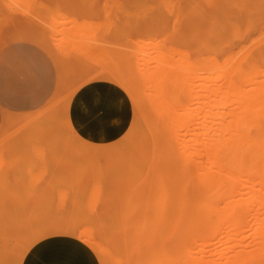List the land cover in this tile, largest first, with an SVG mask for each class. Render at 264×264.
<instances>
[{
  "label": "rangeland",
  "instance_id": "rangeland-1",
  "mask_svg": "<svg viewBox=\"0 0 264 264\" xmlns=\"http://www.w3.org/2000/svg\"><path fill=\"white\" fill-rule=\"evenodd\" d=\"M22 1L0 0V264H56V260L60 262L70 253L81 255L91 264H134V262L146 264V258L149 261L148 264H152L150 261L152 259L149 258L151 257L150 252L156 255L155 264L161 261L163 264H188L189 262L197 264L200 261L202 264H239L241 259H245L244 264H264V182L248 181L238 185L189 184L185 175V163H183L187 156H181V161L178 158L179 155L177 156L178 152L183 151L182 147L187 149L184 145L188 143L187 135L191 132L188 123L186 124L189 121L186 120L180 125L177 122L174 123V111L180 110L179 106L186 105L182 102L187 101L186 99L190 98L189 95L191 96V92L187 96L182 91L197 92V96L192 93L193 97L191 96L189 100H196L201 104H204L203 100H205L208 106L211 99L215 103L222 99V102L231 100L228 102L241 104L240 100L243 101L244 96L247 98L251 96V93L249 96L246 93H249L248 90L253 87L252 90L256 91L253 90L255 95L253 93L252 96L256 98L254 100L251 97L253 100L249 102L250 104L252 101L256 104L259 102L260 99L256 102L259 98L256 96V88H263L264 85V12L258 8L262 0ZM254 1L259 4L253 5ZM21 2L24 7H20ZM250 8L254 12L249 11ZM68 18L74 27L77 26L74 30L78 28L77 24L87 20L79 25L85 28L89 24L90 32L86 28L87 32L82 30L79 26L80 30L77 29L79 32L73 30L74 34L73 31L71 32L73 25L69 24ZM54 21H58L59 24L61 22V27H64L59 28V25L56 27L58 23ZM91 21L100 22V24L96 23L98 25L95 27L96 25ZM68 27H71L70 31ZM61 33H63L62 37ZM74 35L78 36H75L77 44L78 40H86L83 43L84 46L79 42L82 48L79 45L78 47L75 41H71L70 38ZM67 38L70 40L68 41ZM91 38L94 39L93 42ZM146 39L148 40L147 45L145 44ZM148 43L151 45L149 46ZM152 44L156 46L153 47ZM105 46L108 49L104 48ZM136 46L140 48L137 50ZM157 46L161 47V50ZM168 46L171 48L168 49ZM165 52L169 55L171 53L173 57L170 58L171 56H167ZM160 53L169 58L167 62L171 60L174 72L171 71L173 67L169 70L172 74L165 71L169 68V64L164 69L154 63L157 59H162L163 56L161 57ZM87 55H91L93 61ZM127 55L130 56L127 57ZM138 55L141 61H137L141 63L144 62L142 57L145 59L146 56L148 58L150 56L149 63L147 62L146 65L151 68L137 63ZM152 55L155 58L158 57L154 62L153 57L151 60ZM121 57L124 59L121 60ZM108 58L110 60L107 61H110L111 65L105 61ZM103 60L106 62L105 66ZM100 63L104 70L99 65ZM175 63L176 65L177 63L185 64L179 65L181 67L177 66L181 72L175 70ZM155 65L157 67H154ZM185 66L192 67L189 71V68H186L189 75L183 68ZM139 67L142 68V72L143 67H145L144 71L149 69L148 71L152 73L149 72V78L146 73H140L141 68L139 70ZM160 69L161 72H159ZM164 72L168 73L169 78L174 75L173 73L178 72V76L175 73L177 78L172 76L169 80L177 79L175 80L178 82L177 86L179 83L182 85V87L178 86V89L173 86L174 84L170 86L173 91L177 89L175 91L177 94L180 93L182 99L180 103L182 105L176 103L177 109L174 108L176 109L174 113H172L173 109H170V106L172 108V105L174 107L176 105L170 102L173 94L166 92L170 97L168 99L167 95H164L166 90L164 92L161 90L162 93H159L163 96H159L157 90L161 88L157 82H151L152 79L158 81L160 80L158 78H163ZM146 75L149 80L150 76H154L148 85L147 82H143L145 79L148 81L147 78L142 81V77ZM248 79L250 82L247 81ZM182 80L184 82H181ZM103 81L118 91L121 99L126 103L127 112L122 123V132L118 137L107 143H95L84 139L77 131V125L75 126L74 123L78 122L81 125V118L75 111L70 113L69 108L73 105L71 101L86 93L92 84L91 95L98 96L100 92L94 103L111 105L109 112L112 113L114 102H111L112 99H107L110 93ZM150 82L157 88V90L155 88L156 91L154 90L155 93L149 90V87L154 89ZM141 83L148 87L146 85L144 87ZM183 83L184 86L190 84L189 89L187 85L185 89ZM181 88L182 91H180ZM231 89L238 93L236 91L233 93ZM148 90L154 96L150 95ZM97 91L98 93H94ZM110 92L113 93V91ZM263 93L264 89L259 94ZM155 96L158 98L157 101L162 99V102H158L163 105H158L156 98L152 99ZM148 97L151 98V103L156 101L153 103L157 109H161H158L159 112L154 109L155 113L152 106L149 107L151 104L149 105L150 101H147ZM163 99L169 101L168 109L166 108L167 102H163ZM244 99V102L249 103V99ZM206 100H210L208 104ZM225 101L227 106L228 102ZM260 102L263 105V101L260 100ZM210 103L214 106L212 102ZM236 104L225 112L229 111L227 113L229 117L221 116V122L232 120L230 115L240 109L237 108L240 104L238 106ZM206 105L204 106L207 107ZM226 106L220 104L212 113L218 117L215 111L223 109L221 114H224V110L229 105ZM201 107L204 111L205 107L202 105ZM196 109L200 110L197 106ZM196 109L194 106V111L199 112ZM206 109L208 110V107ZM162 110L166 111L165 117L161 116ZM178 110V113H182ZM202 111L197 115L204 116L205 113ZM250 111L252 112L251 109ZM192 112L193 110L190 113ZM209 112H206L208 119L211 117ZM195 113L192 114L193 116L186 115L193 119ZM212 113L211 115L215 116ZM240 113L241 110L238 111V116ZM263 113L256 117L254 115L257 112L253 113L254 115L250 114L256 118L253 121H260L257 123L264 126ZM169 115H174V121ZM168 116L170 119L166 118ZM177 116L179 115L175 117ZM238 116L235 114L232 118ZM76 117L78 120L74 121ZM162 117L168 119V123L170 121L174 123L173 125L172 122L170 123L172 125L170 133L165 120L166 125H164L168 128L167 133L169 134L165 133L167 128L162 126L164 121L161 124ZM71 120L72 125L69 123ZM219 122H216L217 127ZM235 122L239 124V121ZM243 123L244 127L241 125L240 128H244L242 132H248L252 130L251 128L258 126L254 122L251 126L249 121L247 128V122ZM189 124L191 128L198 126V124L193 126V122ZM238 124L237 130L239 129ZM196 128L192 129L197 131ZM176 132L177 137L180 134L178 132L183 135L185 132L186 137L182 134L179 136L181 140L178 137L181 142L182 137L188 139L186 141L183 138L185 143L184 145L183 142L181 143L182 147L178 144L179 148L176 146L179 140H175L177 137L174 139L172 135ZM36 149L42 153H36ZM187 153L185 152L184 155ZM42 169L43 174L40 172ZM167 169L170 172H167ZM31 173L32 176L29 177ZM28 178H31L29 184L27 183ZM35 180L37 181L32 184ZM93 183L95 189L98 187L96 191L92 189ZM153 187H155L154 190L159 189L158 193L163 192L162 195L159 193L160 196L158 194L156 196V192L152 193ZM89 189L94 190L93 192L98 191L95 196L96 200L93 198L94 193H92L93 196L88 194L91 191ZM59 191L64 193V197L61 195L62 204L60 194L58 195ZM151 193L156 198L152 197ZM88 196L93 198L92 201ZM86 199L90 200L88 204L95 201L94 208H91L90 212L88 208L92 203L86 204ZM155 199L156 201L158 199L157 205ZM151 205L155 209L149 210ZM174 206L176 211H174ZM166 207L168 210L172 207L173 213L171 211L167 215ZM148 210L151 212L149 216ZM142 214H145V219ZM165 215L172 218L173 222H170L171 219L168 220V217L166 222L170 225L162 231L159 227L160 223L166 220ZM165 226L163 222V227ZM87 227H89V234L85 233ZM140 229L145 231L141 232ZM139 237L143 244H147L143 245ZM141 250L148 254L146 258H144L145 254L142 256L143 251ZM181 250L186 251L183 252L186 255L185 258L190 260L182 258L184 254ZM170 253L174 255L172 258ZM164 254V259L159 261L158 259H161ZM235 259L237 261L234 262Z\"/></svg>",
  "mask_w": 264,
  "mask_h": 264
},
{
  "label": "bare ground",
  "instance_id": "bare-ground-1",
  "mask_svg": "<svg viewBox=\"0 0 264 264\" xmlns=\"http://www.w3.org/2000/svg\"><path fill=\"white\" fill-rule=\"evenodd\" d=\"M20 1V0H19ZM22 1V0H21ZM29 1V0H28ZM23 2V1H22ZM21 2V3H22ZM30 2V1H29ZM116 2V1H115ZM257 2V1H256ZM255 1H254V3L255 4H253V5H256V4H259L258 2L256 3ZM260 2V1H259ZM28 2H26V4H27ZM25 4V5H26ZM253 5H251V6H253ZM21 6H23L24 7V4L22 3V5H20V7ZM258 6V5H257ZM26 7H28V5H26ZM257 7H255V9H256ZM258 8H259V10H261V11H263L264 12V0H262V2L259 4V6H258ZM26 9H28V8H26ZM32 9V8H31ZM18 10V9H17ZM251 10V8L249 9V11ZM258 9H256V11H257ZM19 11V10H18ZM23 11H24V8H23ZM252 11V10H251ZM252 12H254V11H252ZM256 13V12H255ZM260 13V12H259ZM258 14V13H257ZM31 16V15H30ZM52 17V16H51ZM61 17V16H60ZM59 17V18H60ZM58 18V19H59ZM64 19V18H63ZM67 20V19H66ZM80 20H82V19H80ZM80 20L78 21V22H80ZM63 21H65V20H63ZM68 21L70 22L69 24H72L71 23V21H70V19L68 18ZM84 21H87V20H84ZM84 21H81L83 24H84ZM52 22V21H51ZM55 23H58V21L56 22V21H54ZM80 22V23H81ZM106 22V21H105ZM54 23V24H55ZM64 23V22H63ZM79 23V24H80ZM91 23L93 24H95L96 25V23H98V22H92L91 21ZM45 24V23H44ZM54 24H52L51 26L52 27H54ZM64 24H66V22L64 23ZM79 24H77L78 25V28H79V30H80V27H82L81 25H79ZM87 23H85V25H86ZM98 24H100V22L98 23ZM97 24V25H98ZM106 24V23H105ZM107 24H108V22H107ZM56 25V24H55ZM59 25V28L61 27V22H60V24L58 23L57 25H56V27ZM73 25V27H72V30H71V32L74 30V28H76L77 26H75L74 27V24H72ZM97 25L95 26V27H97ZM67 26H69V25H67ZM80 26V27H79ZM88 26H89V24H88ZM88 26L86 25V29H88V31L90 32V26H89V28H88ZM91 26H93L94 27V25H91ZM107 26V25H106ZM62 27H64V26H62ZM61 27V28H62ZM84 27V26H83ZM82 27V30L84 29V30H86L85 28H83ZM69 28V31H70V28L71 27H68ZM77 28V29H78ZM52 29V28H51ZM58 29V28H57ZM64 29H66V28H64ZM77 29H75L76 31H77ZM97 29V28H96ZM53 30V29H52ZM60 30V29H59ZM63 30V29H62ZM67 30V29H66ZM74 30V31H75ZM65 31V30H64ZM73 31V32H74ZM94 31H95V29H94ZM77 32H79V31H77ZM76 32V33H77ZM80 32H83L84 33V31H80ZM86 32H87V30H86ZM91 32H92V29H91ZM54 33H56L55 31H54ZM57 34H59V33H57ZM63 33H61V37L63 36L62 35ZM71 34V33H70ZM74 34H75V32H74ZM79 34V33H78ZM87 34V33H86ZM88 34H90V33H88ZM54 35V34H53ZM56 35V34H55ZM66 35V34H65ZM71 35H73V33L71 34ZM92 35V34H91ZM66 36H69V35H66ZM78 37L77 35H74L73 36V38L71 37L70 39H72L71 41H75L76 43L75 44H77V39H76V37ZM79 36H81V35H79ZM90 36V35H89ZM51 37V36H50ZM58 37H60V36H58ZM75 37V38H74ZM85 37V36H84ZM87 37V36H86ZM52 38V37H51ZM89 38V37H88ZM59 39V38H58ZM61 39V38H60ZM68 39V41L70 40L69 38H67ZM67 39H64V40H66L67 41ZM74 39V40H73ZM91 39H93V38H91ZM157 39V38H156ZM57 39H55V41H56ZM80 40H82V39H80ZM84 41H86L85 39H83ZM144 40V39H143ZM154 40H155V38H154ZM157 40H159V39H157ZM84 41H79L78 40V44H77V46L79 45L80 47H81V45L79 44V42H81L82 43V45H83V43H85ZM88 41H90V40H88ZM94 41V39L91 41V42H93ZM140 41V40H139ZM138 41V42H139ZM142 41V40H141ZM57 42V41H56ZM56 42H55V44H56ZM65 42V41H64ZM95 42H96V40H95ZM98 42H99V40H98ZM101 42V41H100ZM146 42H148V40L146 39V41H145V44H146ZM151 42H152V40H151ZM156 42V41H155ZM59 43V42H58ZM61 43V42H60ZM63 43V42H62ZM104 43V42H103ZM159 43V42H158ZM158 43H157V45H158ZM67 44H69V42L67 43ZM71 44V43H70ZM106 44H108V43H106ZM136 44H138V43H136ZM141 44V43H140ZM142 44H143V42H142ZM141 44V45H142ZM60 45H62V44H60ZM63 45H64V43H63ZM93 45V44H92ZM98 45H100L99 43H98ZM147 45V44H146ZM145 45V46H146ZM148 45H149V43H148ZM151 45V44H150ZM149 45V46H150ZM153 45V44H152ZM155 45V44H154ZM154 45H153V47H154ZM76 46V45H75ZM76 46V47H77ZM78 46V47H79ZM84 46V45H83ZM138 46V45H137ZM136 46V47H137ZM143 46H144V44H143ZM143 46H141V49H143L144 50V47ZM156 46V45H155ZM57 48H58V46H56ZM71 47V46H70ZM143 47V48H142ZM152 47V48H153ZM157 47H159V46H157ZM61 48V47H60ZM63 48H65V47H63ZM66 48H67V46H66ZM82 48V47H81ZM94 48H96V47H94ZM104 48H107L106 46L104 47ZM138 48H140V46L139 47H137V50H138ZM165 47H163V49H164ZM171 48V47H170ZM169 48V46H168V49H170ZM73 49V48H72ZM108 49V48H107ZM155 49V48H154ZM159 49L161 50V47H159ZM158 49V50H159ZM168 49L166 48V51L168 52ZM84 50V49H83ZM86 50V49H85ZM102 50V49H101ZM112 50V49H111ZM140 50V49H139ZM157 50V49H156ZM155 50V51H156ZM174 50V49H173ZM172 50V51H173ZM59 51V50H58ZM60 51H61V49H60ZM66 51V50H65ZM80 51V50H79ZM93 51H95V50H93ZM99 51V50H98ZM98 51H96V52H98ZM110 51V50H109ZM126 51V50H125ZM142 51V50H141ZM172 51H170V52H172ZM81 52V51H80ZM91 52V51H90ZM95 52V53H96ZM103 52V51H102ZM108 52V51H107ZM110 52H112V51H110ZM123 52H124V50H123ZM158 52V51H157ZM156 52V53H157ZM175 52V51H174ZM177 52H179V50L177 51ZM81 53H83V52H81ZM92 53H94V52H92ZM135 53H137V52H135ZM139 53V52H138ZM142 53V52H141ZM153 53V52H152ZM155 53V52H154ZM159 53V52H158ZM157 53V54H158ZM163 53V52H162ZM162 53H160L161 55V57H162V59L160 58V59H157V58H155V56L153 57V55L151 56V60H152V57L154 58V60H153V62L157 59V61L156 62H154L155 64H159L160 65V67L161 68H167L168 67V64L170 65L169 66V68H167L165 71H168V72H170V70H171V68L170 67H173V65H172V63L169 61V62H167V60L169 59L168 57V59L164 56V55H162ZM88 54V53H87ZM99 54H100V52H99ZM104 54V53H103ZM124 54V53H123ZM131 54V53H130ZM143 54H145V52H143ZM142 54V55H143ZM164 54V53H163ZM165 54H168V53H166L165 52ZM178 55H179V53H177ZM180 54H182V53H180ZM96 55V54H95ZM101 55V54H100ZM172 54L170 53V55L168 54L167 56H171ZM175 55V54H174ZM83 56H85V55H83ZM89 58H91V60L93 59L92 58V56L90 55H87ZM86 56V57H87ZM121 56H122V54H121ZM128 56H130V55H127V57ZM146 56V55H145ZM177 56V55H176ZM176 56H175V58H176ZM87 57V58H88ZM93 57H94V55H93ZM102 57H104V55H102ZM118 58H119V56H117ZM125 57H126V55H125ZM138 57H139V59H136V61L137 60H140L141 61V59H140V56L138 55ZM147 57V56H146ZM145 57V59H147ZM166 59H165V58ZM173 56H171L170 58H172ZM187 57V56H186ZM185 57V58H186ZM94 58H97L96 56L94 57ZM178 58V57H177ZM121 60L122 59H124V57H121L120 58ZM120 59L118 60V59H116V60H118V61H120ZM145 59H143V57H142V60L144 61L143 63H141L140 61L138 62L137 61V63H139V64H145L144 66H148V65H146V64H148L149 62V60H150V56H149V58L147 59V61H146V63H145ZM188 59V58H187ZM97 59H95V61H96ZM107 60H110L109 58L108 59H105V61H107ZM158 60H159V62H158ZM173 60V59H172ZM180 60V59H179ZM185 60V59H184ZM184 60H183V62H184ZM93 61V60H92ZM100 61H102V60H100ZM188 61H189V59H188ZM188 61H186V63H190V62H188ZM103 62H104V60H103ZM110 62V61H109ZM108 61H107V63L108 64H110L111 65V62L109 63ZM148 62V63H147ZM181 62V61H180ZM113 63V62H112ZM151 63V62H150ZM171 63V64H170ZM185 63V62H184ZM104 64V66L106 65V62H104L103 63ZM139 64H137V65H139ZM178 65H176V63L174 64L176 67L178 66V67H181V66H183V65H185V64H179V63H177ZM99 65H101V63L99 64ZM136 65V64H135ZM152 65H153V63H152ZM151 65V66H152ZM179 65H181V66H179ZM141 66V65H140ZM187 66V65H186ZM183 67V68H185V70H186V68L188 69L189 67ZM188 66H189V64H188ZM114 67V66H113ZM142 67V66H141ZM141 67H139L138 69L140 70V68ZM149 67V66H148ZM147 67V68H148ZM154 67H157L156 65L154 66ZM159 67V66H158ZM176 67H175V70L177 71V70H179L178 69V67H177V69H176ZM251 67H252V65H251ZM101 68H102V70H104L103 68L104 67H102V65H101ZM100 68V69H101ZM109 68L111 69V66H109ZM128 68V67H127ZM149 68H151V67H149ZM190 68H192L191 66H190ZM190 68L188 69V71L190 70ZM99 69V70H100ZM108 69V68H107ZM143 69L145 70V67H143ZM163 69V70H164ZM170 69V70H169ZM109 70V69H108ZM108 70H106V72L108 71ZM143 70V72H142V68H141V74H143V73H146L147 75H148V78H149V72L150 71H148L147 69H146V71H144ZM151 70V69H150ZM153 71L155 70V69H152ZM239 70V69H238ZM157 71V70H156ZM171 71H173L174 72V67L172 68V70ZM234 71V70H233ZM232 71V72H233ZM98 72V71H97ZM96 72V73H97ZM111 72H113V71H111ZM110 72V73H111ZM148 72V73H147ZM158 72V71H157ZM159 72H161V69L159 70ZM178 72H181L180 70L178 71ZM178 72H175V73H177V76H178ZM185 71L183 70V73H184ZM186 72H187V70H186ZM190 72H192V71H190ZM246 72V71H245ZM151 73V72H150ZM154 73V72H153ZM175 73H173L174 75H172L173 77H176L175 76ZM183 73H182V75H183ZM189 72H187V74H188ZM152 74V73H151ZM150 74V75H151ZM156 74V73H155ZM154 74V75H155ZM163 74H165V72L163 73ZM170 74H172L171 72H170ZM185 74V73H184ZM190 74V73H189ZM188 74V75H189ZM112 76L114 75V74H111ZM147 75H146V77H142V81L145 79V78H147ZM160 76H161V74H159ZM167 75V77H165ZM181 75V74H180ZM241 75V74H240ZM246 75V74H245ZM152 76V75H151ZM150 76V78L152 79L153 77H151ZM156 76V75H155ZM165 76H163V78H158V79H160V80H158V81H156V80H154V79H152V81L151 82H154L155 81V83L157 82V84H158V86L161 88H159L158 86V89H160V90H157V88H156V86H154V84H152L151 82V84L150 85H152V86H154V89H151V87H149L150 89L149 90H155V88H156V90H157V92L159 93H162V91L164 92L165 90V92H164V95L166 94L167 95V98L169 99L170 97L168 96V92L171 94H173V97L172 98H170V99H172V101H170V102H172V104H180L181 103V101H182V99H181V95H180V93L179 94H177L176 93V91H177V89H178V86L179 87H182V85L179 83L178 84V86H177V84L176 83H178L177 81L175 82V80H177V79H175L174 81L173 80H171L173 83H170L171 81L169 80V79H171L172 78V76H171V78H169L170 76L168 75V73H166L165 74ZM169 76V77H168ZM187 76V75H186ZM244 76V75H243ZM115 77V76H114ZM141 77V76H140ZM158 77V76H157ZM156 77V78H157ZM169 81H167L165 78ZM116 78V77H115ZM147 78V79H148ZM177 78V77H176ZM186 78V77H185ZM246 78V77H245ZM150 79V80H151ZM163 79H164V81L165 82H167L166 84H165V82L163 81ZM247 79V78H246ZM251 80H252V78H250ZM149 79H148V81L145 79L143 82H147V85L149 84L148 82L150 81ZM186 80V79H185ZM230 81V80H229ZM233 81V80H232ZM247 81H249V79L247 80ZM142 82V83H143ZM160 82H162V83H160ZM164 82V83H163ZM181 82H184L183 80L181 81ZM250 82V81H249ZM103 83H104V85L109 89V92L108 93H110V96H108L107 97V99H109V100H111V102L113 103L114 102V104L112 105L113 106V110H112V113H110L109 112V110L111 109V105H105V103L104 104H102V103H99L98 105L97 104H93L92 105V108H91V110L89 111L88 110V108H86V105H84V103H85V101L88 99V97L89 96H91V94H92V84H90V87H89V90H87L86 91V93H84V94H82V95H80L79 96V98H76V99H74V100H72L71 101V104H73L72 105V107H70L69 109L71 110L70 111V113L72 112V111H75L76 113H77V115H79L80 116V120H81V125L80 126H86V127H88L89 129H90V131H92V133L97 137V139L98 140H103V139H107V138H110V137H113L114 136V134L115 135H120L121 134V132H122V129H123V127H122V123H123V121L125 120V115H126V112H127V106H126V103L121 99V96L119 95V93H118V91L113 87V86H111L109 83H107V82H104L103 81ZM141 83V85H143ZM170 83V84H169ZM230 83V82H229ZM234 83V82H233ZM247 83V82H246ZM156 84V85H157ZM162 84V85H161ZM174 84V85H173ZM186 84V83H185ZM231 84V83H230ZM229 84V85H230ZM251 84V83H250ZM144 85H146V84H144ZM143 85V86H144ZM146 85V87H148ZM171 85H173V86H175L177 89H174V91L172 90V88L170 87ZM181 85V86H180ZM187 85V84H186ZM185 85V86H186ZM190 84H188L187 85V87H188V89H189V86ZM252 85V84H251ZM183 86H184V83H183ZM184 86V87H185ZM246 86V85H245ZM248 86V85H247ZM250 86V85H249ZM253 86V85H252ZM252 86H250V87H252ZM145 87V86H144ZM164 87V88H163ZM168 87V88H167ZM187 87H185V89L187 88ZM259 87H261V86H259ZM153 88V87H152ZM164 90H163V89ZM227 88V87H226ZM229 88V87H228ZM233 88V87H232ZM253 88V87H252ZM252 88H250V90H248V91H250L249 93H246V94H248V96H249V94L251 93V96L249 97V98H247V97H245L244 95H242V96H244V98H246L247 100H248V102L249 101H251V100H253L251 97H253L252 95H253V93H254V91H256L255 89H253L252 90ZM255 88V87H254ZM262 88V87H261ZM261 88H256L257 89V94H256V96H258L259 98H257L256 100V102H258V99H260V100H262L263 101V105H262V102H260V100H259V102L261 103V105H260V103L258 102L257 104L255 103V101H252L251 102V104H250V102L249 103H246V102H244L245 101V99L243 98V101H241L240 100V102H241V104L240 103H238V104H240L239 106H238V104H236V103H229L228 101H230L231 102V100H228V101H225V102H228V105L230 106H226L225 104L226 103H224V101L222 102V99L220 100L221 101V103H220V101L219 100H217V102L215 103V102H213L214 100L213 99H211V101L210 100H208V101H210V102H212V105H214V106H211L210 104V102H209V104H208V101L206 100V102H207V104H208V106L206 105V103H205V100H203V103L204 104H201V103H198L196 100H189L190 98H191V96L193 97V95H192V93L193 94H195L196 96H197V92H192V90H187V93H185V91H182L183 89L181 88V90L180 91H182V92H184V94H189L190 92H191V96L189 95V97L190 98H187L186 100L187 101H183L182 102V104H184V103H186V105L184 104V106H179L178 108H180V110H178L177 109V104L175 105V107H174V105H172V108H171V106H170V109L172 110V113H174L175 114V116L176 115H179V116H177V117H175L174 115V118H173V116L172 115H169L171 118H172V120L174 121V123L175 122H177V124H182V123H184V122H186V120L187 121H189V122H186V124L187 125H189V128H190V130H189V128L188 127H186V128H188V130L189 131H191V132H189L190 134H188L187 136H188V139H189V141H188V143H186L185 145H184V141H183V138L184 137H186V136H184L185 135V132H183L184 133V135L181 133L182 132V129L180 128V130H181V132H178V133H180V134H182L184 137H182V142H183V145L185 146V147H187V149H188V151H187V149L185 150L184 149V147H182L183 145L181 144L182 142L180 141L181 140V138L179 137V136H182V135H178V137L180 138V140H179V138L176 136L177 135V132L176 133H173L172 135H173V138L174 137H177V139H175V140H179V142H177V144H176V146H178V144H180L179 146L180 147H182L181 148V150H183V151H180V149H178V151H180V152H178L177 153V156L179 155V160H180V158H181V156L182 157H186L187 156V158H186V160L184 159V161L185 162H183V163H185V175H186V179H187V182L189 183V184H193V183H200V184H206V185H211V184H235V185H238V184H242V183H244V182H248V181H258V182H264V126H262V125H260L259 123H257V122H260V121H253V120H255L256 118V116H258V114H260V113H263V111H264V109H262V108H264V93L262 94V95H260L259 93H262V90L264 89V85H263V88H262V90H261ZM94 89V88H93ZM143 89H145V90H147L148 88H143ZM167 89H168V91H167ZM171 89V90H170ZM184 89V90H185ZM234 89H238V88H234ZM245 89V88H244ZM258 89H260V91L258 90ZM138 90V89H137ZM142 90V89H141ZM148 90V91H149ZM155 90V91H156ZM162 90V91H161ZM176 90V91H175ZM94 91H96V90H94ZM110 91H113V93H111ZM155 91L153 92V93H155ZM209 91V90H208ZM227 91V90H226ZM231 91H232V89H231ZM234 91H236V90H233L232 92L233 93H235ZM245 91V90H244ZM143 92H144V90H143ZM150 92V91H149ZM167 92V93H166ZM182 92H181V94H182ZM209 92H211V91H209ZM228 92H230V91H228ZM237 93H238V91H236ZM243 92V91H242ZM241 92V93H242ZM94 93H98V91L97 92H94ZM100 93V92H99ZM99 93H98V96L97 97H99ZM144 93H146V92H144ZM160 93H159V96H163V95H160ZM174 93H176L177 95H179V97L175 94L174 95ZM197 93V94H196ZM183 94V95H184ZM228 94V93H227ZM240 94V93H239ZM245 94V95H246ZM95 95V94H94ZM145 95H147V94H145ZM150 95H152L151 94V92H150ZM156 95V94H155ZM254 95H255V93H254ZM261 97H260V96ZM149 96V95H148ZM152 96H154V95H152ZM151 96V97H152ZM185 96V95H184ZM188 96V95H187ZM205 96V95H204ZM233 96V95H232ZM236 96H240V95H237L236 94ZM150 97V96H149ZM149 97L147 98L148 100V102L151 100V98L149 99ZM195 97V96H194ZM200 97V96H199ZM202 97V96H201ZM154 98H156V101H157V96H155V97H153L152 99H154ZM196 98H198V97H196ZM196 98H194V99H196ZM225 98V97H224ZM233 98H234V96H233ZM254 98V100H255V98L256 97H253ZM262 98V99H261ZM96 99V98H95ZM99 99V98H98ZM106 99V100H107ZM159 99H161V98H159ZM193 99V98H192ZM209 99V98H208ZM217 98H215V100H216ZM226 99V98H225ZM232 99V98H231ZM236 99V98H235ZM162 100V99H161ZM161 100H158L159 102L161 101ZM164 100V99H163ZM189 100V101H188ZM197 100H199V98L197 99ZM201 100V99H200ZM237 100V99H236ZM238 100H239V98H238ZM246 100V101H247ZM98 101V100H97ZM108 101V100H107ZM137 101V100H136ZM152 101V100H151ZM151 101L149 102V107H151L152 106V110L153 111H155V110H157L158 111V109H160V108H158L157 109V107L154 105V103L156 102H152L151 103ZM157 101V102H158ZM193 101V102H192ZM219 101V102H218ZM110 102V101H109ZM158 102V105H163V104H161V103H159ZM162 102V101H161ZM163 102H167V106H166V108L167 107H169L168 106V102L169 101H166V99L163 101ZM192 102V103H191ZM195 102V103H194ZM197 102V103H196ZM201 102V101H200ZM233 102V101H232ZM236 102V101H235ZM243 102V103H242ZM223 103V104H222ZM110 104V103H109ZM182 104H180V105H182ZM224 105V106H226L225 108V110H224V114H221V113H223L222 111H223V109H222V111L219 109L218 111H215V112H217L218 113V117L216 116V114L215 113H212V111H214V110H216L217 109V106H219V105ZM234 104H236L238 107L237 108H240V109H237L238 111H240L241 110V113L239 114V116H238V111L236 110V109H234V110H236V112H234L233 114L235 115V114H237V118H232L234 115L233 114H231V113H229V115H230V119H232V120H230V121H228V122H221L220 120L222 119V115H223V117H229V116H227V113L229 112H227V113H225L227 110H228V108H232V106L234 105ZM156 105H157V103H156ZM170 105H171V103H170ZM198 105H200V106H198ZM201 105L203 106V107H205L204 105H206L207 107H208V110L206 109L207 107H205V110H206V112L208 111L209 112V110H210V112L212 113V114H214L215 116H213V115H211V113L209 112V115L211 116H209L210 118L208 119V115H207V113L205 112V110L204 111H202L203 110V108L201 107ZM209 105H210V108H209ZM254 105V106H253ZM255 105H257V106H259V107H262L261 109L259 108V107H257V106H255ZM105 106H107V108L105 107ZM194 106H195V109H196V106H197V108H200V110L199 109H196V110H199V112H200V114H201V111L202 112H204L207 116H205V114H204V116L203 115H200V114H198L197 115V113H199L198 111H194ZM164 107V106H163ZM214 107V108H213ZM215 107H216V109H215ZM221 107H223V106H221ZM253 107V108H252ZM161 108H162V106H161ZM174 108H176L178 111H181L182 113H178L177 112V110L176 109H174ZM185 108V109H184ZM191 108H193V109H191ZM202 108V109H201ZM211 108H213L212 110H211ZM219 108V107H218ZM259 110H258V109ZM155 109V110H154ZM164 109H165V107H164ZM168 109V108H167ZM169 109V110H170ZM183 109V110H182ZM190 109H191V111L193 110V112L192 113H190L191 111H190ZM250 109L252 110V112L250 111ZM254 109H255V111H254ZM161 110V109H160ZM159 110V111H160ZM174 110H176V111H174ZM260 110H261V112H260ZM78 111V112H77ZM152 111V112H153ZM158 111V112H159ZM163 112H162V114H161V116H164L165 117V114L164 113H166V111H164V110H162ZM168 111V110H167ZM174 111V112H173ZM233 111V110H232ZM232 111H230V112H232ZM258 111H259V113H258ZM157 112V113H158ZM194 112H196L195 114V116H194V118L192 119V118H189V117H191V116H193L192 114H194ZM219 112H220V114H219ZM257 112V114H255ZM155 113H156V111H155ZM167 113H169V112H167ZM171 113V114H172ZM177 113V114H176ZM252 115H254V116H252ZM254 113V114H253ZM188 114H190L191 116H187ZM203 114V113H202ZM184 115V116H183ZM185 115H186V118H184L185 117ZM200 115V116H199ZM220 115V116H219ZM225 115V116H224ZM70 114L68 115V117L70 118ZM167 116V115H166ZM166 117V118H169L170 119V117ZM197 116V117H196ZM249 116V117H248ZM250 116H252L253 117V119H252V117H250ZM260 116V115H259ZM152 117V116H151ZM164 117H162V120H161V124L163 123V121H164V123L162 124V126H163V128L165 127V129L168 127L169 128V130H170V128L172 127V125L174 124L172 121H170L169 123H168V119L166 120V118L164 119ZM261 117V116H260ZM262 120H263V125H264V113L262 114ZM69 118H68V120H69ZM255 118V119H254ZM139 119V118H138ZM189 119H191L192 121H190ZM229 119V118H228ZM239 119H241V120H239ZM31 120V119H30ZM78 119H77V117H76V119L74 120V121H77ZM165 120L167 121L166 123H168V125H167V127L165 126L166 125V123H165ZM259 120H260V118H259ZM221 123H220V122ZM235 121H239V124H238V122H235ZM240 121H243V122H247V124H246V127L248 128V126H249V121H250V125H251V123L253 124V122L256 124V125H260V127H254V128H251L252 130H250V131H248V132H242V130L244 129L243 127V122H241L240 123ZM70 122H72V120L71 121H69V123ZM172 122V125H170V123ZM190 122H193L194 124H193V126L194 125H196V124H198V126H197V128H196V126H194V127H192V128H196L197 129V131H195L194 129H192L191 128V126H190ZM216 122H219V126L217 127V125H216ZM71 125H72V123H70ZM165 124V125H164ZM214 124L216 125V126H214ZM237 124H238V126H239V131H241V132H239L237 129H236V127H237ZM74 125L76 126H78L79 124H78V122H76V123H74ZM178 125V126H179ZM185 125V124H184ZM184 125H182V126H184ZM192 125V124H191ZM200 125V126H199ZM222 125V126H221ZM241 125L243 126L242 128L243 129H240L241 128ZM248 125V126H247ZM171 126V127H170ZM202 126V127H201ZM252 126V125H251ZM173 127H175V126H173ZM217 127V128H216ZM246 127H245V129H246ZM168 128H167V131L165 130V133H167L169 130H168ZM198 128H199V131H198ZM238 128V127H237ZM178 129H179V127H178ZM171 130H172V128H171ZM169 131L170 133L172 132V131ZM187 130V129H186ZM186 130H183V131H186ZM16 131V130H15ZM149 131V130H148ZM176 131V130H175ZM194 131V132H193ZM13 133V132H12ZM167 134H169V133H167ZM175 134V135H174ZM189 135H191V137L189 136ZM185 139V138H184ZM187 139V138H186ZM185 139V140H186ZM187 139V140H188ZM152 140V139H151ZM186 140V141H187ZM191 141V142H190ZM100 142H104V141H100ZM107 143V142H106ZM179 146H178V148H179ZM147 147V146H146ZM176 149V148H175ZM40 150V149H39ZM177 150V149H176ZM181 152H183V153H181ZM185 152H188L187 154H185L184 155V153ZM36 153H42L41 151L40 152H38V149H36ZM110 155V154H109ZM108 155V156H109ZM148 155V154H147ZM41 156V155H40ZM113 156V155H112ZM13 158H14V156H13ZM152 159V158H151ZM181 161V160H180ZM168 163V162H167ZM173 163V162H172ZM164 164V163H163ZM174 166H175V163H174ZM44 168V167H43ZM168 168V167H167ZM170 168H172V167H170ZM40 170H41V168H40ZM39 170V171H40ZM153 170V169H152ZM152 170H151V174H152ZM168 171L167 172H170L169 171V169H167ZM171 170V169H170ZM42 174H43V169H42V171H40ZM131 172V171H130ZM166 172V171H165ZM173 174V173H172ZM184 174V173H183ZM177 175V174H176ZM184 175V176H185ZM32 176V173L30 174V176L29 177H31ZM138 176V175H137ZM35 177H37L36 175H35ZM129 177V176H128ZM133 177V176H132ZM164 177V176H163ZM34 178V176L32 177V179ZM131 178V177H130ZM151 178V177H150ZM29 180V182H27L28 184L31 182L30 181V179L31 178H28ZM37 179H39V178H37ZM131 179H133V178H131ZM144 179V178H143ZM97 180V179H96ZM141 180H142V178H141ZM151 180V179H150ZM150 180H149V183H150ZM37 180H35V181H32V184H33V182L35 183ZM93 182V181H92ZM146 182V181H145ZM97 183V182H96ZM141 183V182H140ZM181 183V182H180ZM0 184H1V182H0ZM136 184V183H135ZM138 184V183H137ZM142 184V183H141ZM94 185V183L92 184V189H94L95 191H96V189H98V187H97V184L95 185L97 188L95 189V187L93 186ZM150 185V184H149ZM138 186V185H137ZM139 187V186H138ZM178 187V186H177ZM148 188H149V186H148ZM154 188L155 187H153V190H154ZM202 188H205V187H202ZM26 189V188H25ZM117 189V188H116ZM173 190L175 189V188H172ZM199 189V188H198ZM91 189H89V191H90ZM94 190H91L88 194H90V195H92V193H94L93 195H94V197L93 198H95L94 200H96V198L97 197H95V196H97V192H93ZM156 190V191H155ZM152 193H154V192H156L155 193V195L157 196V194L159 195V193H161L160 195H162V193L163 192H157V191H159V189H155ZM176 190V189H175ZM28 191V190H27ZM160 191H162L161 190V188H160ZM178 191V190H177ZM201 191V190H200ZM203 191V190H202ZM121 192V191H120ZM131 192V191H130ZM57 193V192H56ZM151 193V196L152 197H154V198H156L155 196H154V194H152ZM60 194V198H61V204H62V197H61V195L63 196L64 195V193L62 194V192L61 191H59L58 192V195ZM57 195V196H58ZM92 195V196H93ZM129 195V194H128ZM159 195V196H160ZM91 196V197H92ZM158 196V197H159ZM64 197V196H63ZM147 197H148V195H147ZM171 197V196H170ZM77 198V197H76ZM88 198L92 201V199L93 198H90V196H88ZM151 198V197H150ZM17 199V198H16ZM58 199V198H57ZM87 200V202H86V204H88V201H90V200ZM134 199V198H133ZM147 199V198H146ZM171 199V198H170ZM85 200V201H86ZM93 200V202H89V204H91L92 205V207H91V205H90V207L88 208V207H86V208H88L89 209V211L88 212H90L91 211V208L93 209L94 208V203H95V201ZM159 200L161 201L162 200V198L160 197L159 198ZM168 200H169V198H168ZM154 201V200H153ZM155 201H156V199H155ZM155 201H154V203H155ZM157 201H158V199H157ZM157 201H156V205H157ZM169 203V202H168ZM88 204V205H89ZM146 205H147V201H146V203H145ZM155 204H153V205H155ZM173 204V203H172ZM153 205H151L150 207H152V208H150L149 207V210L150 209H155V208H153ZM159 205V204H158ZM170 205V204H169ZM58 207H60V206H58ZM130 207V206H129ZM156 207V206H155ZM167 207H168V204H167ZM166 207V210H167V212H168V214L167 215H169V213L171 212V213H173V210H171V209H173L174 208V211H176V207L174 206L173 208L171 207V209L170 210H168V208ZM56 208V207H55ZM157 208H158V206H157ZM144 209H146V207L144 206ZM148 210V212H150ZM188 210V209H187ZM197 210V209H196ZM145 211V210H144ZM158 211V210H157ZM202 211V210H201ZM214 211V210H213ZM125 214H126V210H125V212H124ZM166 213V212H165ZM211 213H212V210H211ZM122 215H124L125 216V214H123V213H121ZM145 214H147L146 212H145ZM145 214L142 216V217H144V219H145ZM176 213L174 212V215H175ZM149 215H151V212H150V214H148V216ZM154 215V214H153ZM152 215V216H153ZM161 215V214H160ZM148 216H146V218H148ZM166 216V215H165ZM173 216V215H172ZM141 217V218H142ZM169 216H166V220L164 221H162V224L160 223V225L162 226H160L159 227V229H161L162 231L163 230H165L166 229V227H167V225L169 226L170 224L169 223H167L166 221H168V220H170L171 219V221L170 222H173V220H172V218H170L169 217V219L167 220V218H168ZM151 218V217H150ZM150 218H149V220H150ZM161 218V217H160ZM79 219V218H78ZM143 219V220H144ZM164 219V218H163ZM187 219V218H186ZM142 220V219H141ZM158 220V219H157ZM68 221V220H67ZM186 221V220H185ZM70 222V221H69ZM163 222H165V224H166V226H165V228L163 227ZM185 223V222H184ZM188 223V222H187ZM190 223V222H189ZM143 224V223H142ZM131 225V224H130ZM72 226H74V224L72 225ZM147 225L145 224V229L147 228L146 227ZM130 227H132V226H130ZM141 227H144V225L142 226L141 225ZM197 227V226H196ZM200 227V226H199ZM81 228H83V227H81ZM181 228V227H180ZM88 229H89V227H87V230H86V232L85 231H83V232H85V233H87L88 232V234H89V231H88ZM125 229V228H124ZM132 229V228H131ZM158 229V228H157ZM200 229V228H199ZM81 230V229H80ZM148 230V229H147ZM195 230H196V228H195ZM65 231H67V230H65ZM72 231V230H71ZM132 231V230H131ZM140 231L141 232H144V231H142V229H140ZM82 232V233H83ZM35 233V232H34ZM161 233V232H160ZM163 233V232H162ZM161 233V234H162ZM31 234V233H30ZM88 234H86V235H88ZM141 234V233H140ZM144 234V233H143ZM146 234V233H145ZM158 235H160V234H158ZM165 235V234H164ZM84 236V235H83ZM151 236V235H150ZM13 237V236H12ZM85 237V236H84ZM132 237V236H131ZM83 238V237H82ZM155 238V237H154ZM141 238L139 237V240H140ZM81 240V239H80ZM138 240V241H139ZM12 241H14L13 239H12ZM16 241V240H15ZM91 241H93V242H97V241H94V240H91ZM131 241H133L134 242V240H131ZM142 240H140V242H141ZM156 241V240H155ZM158 241H161V240H158ZM170 241H172V240H170ZM129 243V242H128ZM139 243V242H138ZM142 243V242H141ZM156 243V242H155ZM143 244V243H142ZM145 244H147V243H145ZM145 244H143V245H145ZM91 245V244H90ZM142 246V245H141ZM100 247H101V245H100ZM181 247H183V246H181ZM143 248V247H142ZM168 248H172V247H168ZM184 248V247H183ZM99 249V248H98ZM181 249V248H180ZM99 250H102V249H99ZM147 250V249H146ZM141 251H143V253H142V256H143V254H145V256H144V258H146V255L148 256V254L147 253H145V251L144 250H141ZM182 251V253L183 252H186L185 250H181ZM180 251V252H181ZM148 252H150V250L148 251ZM174 252H175V249H174ZM163 253V252H162ZM175 253H177V252H175ZM174 253V254H175ZM181 253V254H182ZM171 254V258L174 256L172 253H170ZM181 254H180V257H181ZM184 254V255H183ZM182 255V258L183 259H187V260H190V259H188V258H185L186 257V255H185V253H183ZM150 255H151V257L149 256V258L150 259H152V260H150L151 262H152V264H155L156 263V261H155V256H154V252L152 253V252H150ZM157 255H159V253H157ZM169 255V254H168ZM173 255V256H172ZM165 256V254L162 256V258L160 259H158L159 261L160 260H163L164 257ZM159 257H161V256H159ZM176 257V256H175ZM179 257V258H180ZM201 258V260H202V257H200ZM61 259V258H60ZM141 259V258H140ZM156 259V260H157ZM169 259V258H168ZM176 259V258H175ZM199 259V258H198ZM197 259V260H198ZM117 260V261H116ZM115 261H116V263L118 262V258L116 259ZM138 260V259H137ZM149 260V259H148ZM167 260V259H166ZM186 260V261H187ZM245 260V259H244ZM243 259H241L240 261H239V264L241 263V262H243L244 261ZM119 261H120V258H119ZM158 261V262H159ZM234 262L235 261H237L236 259L235 260H233ZM61 262V263H60ZM60 262L58 261L57 262V260H56V264H91L89 261H87L86 259H84L81 255H78V254H76V253H70V254H68V255H66V258H64V259H62V260H60ZM148 262L149 261H147V258H146V264H148ZM150 262V263H151ZM202 261H200V262H198L197 264H202L201 263ZM231 262V261H230ZM163 264V261H161V262H159V264ZM188 263V262H187ZM117 264H119V263H117ZM134 264H136V262H134ZM176 264V263H175ZM188 264H190V262L188 263ZM241 264H244V262L243 263H241ZM247 264V263H246Z\"/></svg>",
  "mask_w": 264,
  "mask_h": 264
},
{
  "label": "crops",
  "instance_id": "crops-1",
  "mask_svg": "<svg viewBox=\"0 0 264 264\" xmlns=\"http://www.w3.org/2000/svg\"><path fill=\"white\" fill-rule=\"evenodd\" d=\"M97 96L96 95H91L88 97V99L85 101L84 105H86V108H88V110L90 111L92 108V105L94 104V100ZM71 109V108H70ZM69 109V110H70ZM77 131L80 133V135L90 141V142H95V143H105V142H110L112 140H114L116 137H118L119 135H115L113 137L107 138V139H103V140H98L97 137L92 133V131H90V129L86 126H77L76 127ZM100 141H104V142H100Z\"/></svg>",
  "mask_w": 264,
  "mask_h": 264
}]
</instances>
